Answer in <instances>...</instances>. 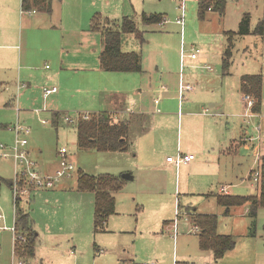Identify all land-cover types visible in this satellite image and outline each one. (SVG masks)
<instances>
[{
	"label": "rangeland",
	"instance_id": "374dc122",
	"mask_svg": "<svg viewBox=\"0 0 264 264\" xmlns=\"http://www.w3.org/2000/svg\"><path fill=\"white\" fill-rule=\"evenodd\" d=\"M60 1H53L51 15L45 10H38L30 15L21 10L20 2V15L14 18V25L19 20L14 36L17 37V28H21L19 36L23 39V62H45L43 65L35 64L36 69L42 72L53 67L52 62L59 58V54L65 53L69 62H75L74 57L79 53L85 56L89 54L87 61H91L93 53L88 50H96V54L100 55L104 49L100 32L93 31L92 35L88 32L93 18L100 15V27L111 26V22L104 18L119 25L124 17L134 18L138 32L123 35L122 48L125 52H137L141 55L143 71L133 75L136 79L124 85L153 88L144 92V103L150 107L155 99L160 101L162 98L157 93L161 91L162 84L171 87L174 85V81L173 85L170 83L172 79L178 81L182 73L187 76L190 71L189 62L201 64L187 57L192 54L193 46L201 50L200 56L208 59V68L201 64V68L195 71V77L202 84L205 82L206 90L218 89V83H208L207 79L222 74V62L228 48H231L232 53L229 71L231 78L254 74L262 75L264 79V37L237 35L246 14L251 16L252 28L264 18V0H228L224 15L209 11L204 19L199 17L197 0H185V10L180 7L183 0H67L65 8L63 6L66 0ZM2 2L11 4L16 10L17 0ZM76 11L85 15L77 16ZM87 13H91L90 18L89 15L88 18L85 17ZM143 14H159L164 22L145 24ZM183 16L185 24L179 25L178 20ZM61 20L67 23V30L63 27L65 25L60 26ZM52 25L60 26L56 36L60 37L61 42L64 39L67 47L57 44L55 35L51 37L49 27ZM32 43L36 47H32ZM28 44L30 46L27 47ZM38 76L40 80L42 77ZM162 78L165 81H161ZM5 90L6 87H0V144L11 146L15 138L12 128L19 121L23 122L31 130L28 149L33 155L38 154L35 159L39 163L41 174L56 170L60 163L58 153L63 148H66L67 158L75 166V171L73 177L61 180L54 190L41 189L30 193V197L21 196L20 208L29 213L33 229L38 234L35 255L31 259L14 255L15 234L12 228L17 210L14 188L11 189L6 183L1 184L0 264H120L123 261L130 264L132 260L138 264H174L177 259L192 264L203 252L199 236L188 221L187 213H192L187 210L189 207L197 208L200 212L212 211L218 217V234L233 235L240 247L247 242V237H251L250 233L254 235L256 232L257 235L254 242H248L251 246L264 240V208L259 210L253 226L247 211L248 205L233 208V215L227 217L215 200L209 201L199 194L183 195L175 177L171 175L172 170L166 164L163 166L167 157L178 155L173 123L167 131L155 126L160 125L159 115L151 113L148 115L150 117L135 116L136 119L130 124L128 151L82 150L77 145V124L65 122L63 116L58 123L52 121L48 110L53 109L50 107L53 103L44 99L45 92L42 93L43 101L36 104L40 108L31 107L28 108L29 111L19 112L17 108L6 107L9 98ZM170 92L173 93V89ZM167 109L175 110V102H170ZM39 111L41 113L37 114ZM61 111L76 120L74 112L65 109ZM253 116L249 115L245 126L256 145L264 144V86L262 113L258 118ZM168 117L172 120V117ZM43 120L48 121V124H43ZM162 138H167L166 144H162ZM238 156L243 167L238 173L236 171L239 179H233L236 187L232 191L236 196H250L252 190L241 185V176H246L250 167L258 170L259 164L250 149L244 148ZM79 172L91 176L109 174L117 178H123L124 174L132 172L137 176L132 181L125 180L122 189L114 194L116 212L98 229L95 227L94 205L89 197L94 196L93 193L77 191ZM0 177L7 181L14 180L15 184L16 169L13 160L0 158ZM179 205L181 209L178 218ZM174 220L181 222L177 235L170 226ZM165 222H170V225H164ZM47 227L53 233H63L65 237L56 241L47 239ZM70 250L75 251L76 257L68 258ZM63 254L65 258H62ZM201 258L203 264L209 261L216 264L213 255H209L208 260Z\"/></svg>",
	"mask_w": 264,
	"mask_h": 264
},
{
	"label": "crops",
	"instance_id": "0c3cea01",
	"mask_svg": "<svg viewBox=\"0 0 264 264\" xmlns=\"http://www.w3.org/2000/svg\"><path fill=\"white\" fill-rule=\"evenodd\" d=\"M2 1L3 0H0L2 5L0 6V87H6L5 92H7V98H9L6 107L17 108L19 112L29 111L30 109L28 108H37L38 106L36 104L43 101L42 93H44V88H57V92L52 93L49 96L44 95L45 100H51V103H53V105H51L49 102L50 107L53 109L48 110V112L51 113L52 121L54 122L55 114H63L62 116L65 122L77 123L80 116L86 117L93 113L108 112L114 116L116 121H127L130 124L132 121L134 122L135 116L150 117L148 115L151 113L159 115L158 118H160V125L156 124L155 126L162 127L168 131L173 123L177 137L178 155L175 157H167V161L163 163V166L166 164L167 168L172 170L171 175L175 177V180L178 183L177 186L183 195L190 196L199 194L209 201L215 200L218 206L220 205L217 202V195H234L233 191L236 187V182L233 181V179H239L236 171L238 173L243 167V163L239 162L241 158L238 155L244 148L251 150L260 165V159L264 156V144H255L252 134H250L245 123L250 114L254 115L253 117L258 118L261 115L262 110L260 114H254L251 112V109L248 108V105L244 100L245 94L241 90V82L246 75H240L239 78H231V73H229L230 69L225 73L222 62V74L214 75L215 77L210 76V78L207 79L208 83H218V89L206 90L204 89L205 82L202 84V81L195 77V71L201 68V64L206 65L207 68L209 67L208 59L200 56V59L196 60L201 64L189 62L188 65L190 66V71L187 76H184V73H182L181 78H179L178 81L172 79L170 83L173 85L174 81V85L171 87L168 86V84H166V86L162 84L161 91L157 92L158 94L160 93L162 98L160 101L155 99V103H152V107H150L145 104L144 92H148L149 89L153 88L146 87V89L137 86H135L136 88H133L134 86H125L124 83L136 79L133 78L135 73L105 72L100 67V55L96 54V50H88L93 53L91 61H87L89 54L85 56L83 53H79L74 57L76 58L74 60L75 62H69L67 60L68 56L65 53L59 54V58H55L54 62H52L53 67L46 72H42L35 67V64L43 65L45 62H23V39L19 36L21 28H17V37L14 36V30H16V26L19 23L18 20L17 24L14 25V18L19 17L20 15V2L22 0H17L16 10H14V7L11 4ZM66 5L67 0L65 1L63 8H65ZM53 6L54 5H52V12ZM75 15L83 16L85 13L76 11ZM88 15L90 18L91 13H87L85 17L88 18ZM75 19L79 20L77 18ZM33 23L34 26H36L34 21ZM60 24V26L65 25L63 27L67 30V23L64 22V20H61ZM91 24L92 23H90L88 31L90 35H92L93 32V30H91ZM60 26L52 25L49 27V31L52 33V38L55 35V42L57 44L62 47H67L65 40L62 38L63 42H61L60 37L56 36L59 31L57 28H60ZM75 28L77 29V27ZM28 34H30L29 30ZM28 46L30 45L28 44L27 47ZM31 46L36 47L34 43H32ZM193 49L194 46L192 47V50ZM187 57L188 59H191L190 55ZM48 66L49 65H47V67ZM38 74L42 78L45 77V80H42V78L39 80ZM161 81L165 80L162 78ZM186 82H188V84ZM131 88H133V91L129 94ZM171 89H173V93L170 92ZM157 91H159V89ZM168 92H170V94H168ZM14 96L15 98H13ZM170 102H175V110L167 109ZM62 109L74 112L76 114V120L71 119L70 115L62 112ZM44 111L46 112V110ZM40 113L41 111L37 114ZM168 115L172 117V120L169 119ZM17 124L29 126L20 121ZM43 124H48V121L43 120ZM3 127L7 128L8 126ZM76 139H78V135ZM166 139L167 138H162V144H166ZM12 144H14V142L11 143V145ZM28 151L29 157L37 163L38 168L39 163L36 160L38 154L33 155V152L30 151V149H28ZM60 152L58 153L59 161L61 157ZM181 155H193L194 159L188 164L180 165L168 161V158H178ZM68 161L72 163L70 160ZM145 165L147 166V164ZM59 168L60 163L53 173L45 171L46 173L42 175H53L59 170ZM257 171L258 170L250 167L248 171L249 173L246 176H241V185L248 186L249 190H252L250 196L257 193L258 182H255L254 180V174L257 173ZM129 175L132 178L126 181H132L137 177L132 172L129 173ZM59 184L50 190L56 189ZM223 189L225 191H223ZM38 190L41 189L32 188L30 193L33 194ZM28 196L30 197V194ZM89 197L94 205L95 195H89ZM220 207L222 208L224 216L229 217L233 215V209H231L229 214H226V209L222 206ZM180 209L179 205L177 211L178 218L180 216ZM187 210H191L193 214L215 215L212 211L200 212L197 208L190 209L189 207ZM247 211L249 213V206ZM187 214L189 215L191 213L188 211ZM188 221H190L189 218ZM172 222L171 225L170 222H165L164 225L167 224L172 226L177 235L181 222L178 220ZM193 230L195 231L194 226ZM46 234V238L51 241H56L61 237H65L61 232L53 233L49 227H47ZM196 235L198 234L196 233ZM250 236L251 237H247V242H244L243 246L240 247L237 243V247L226 253L222 259L216 260L214 257L216 264H264V240L261 239L258 243L254 244L255 246H251L248 242L255 241L257 237L256 232L254 235L253 233H250ZM202 252V256L204 257L201 256L202 258H197V261L192 264H203L200 258L208 260L209 255L214 256L212 252ZM68 254V258L76 257L74 250L68 251ZM62 258H65V254L62 255ZM125 262L126 261H123L120 264H125ZM175 263L189 264L186 260L179 261L178 259ZM130 264L138 263L132 260ZM205 264L213 263L209 261Z\"/></svg>",
	"mask_w": 264,
	"mask_h": 264
},
{
	"label": "trees",
	"instance_id": "16d2710c",
	"mask_svg": "<svg viewBox=\"0 0 264 264\" xmlns=\"http://www.w3.org/2000/svg\"><path fill=\"white\" fill-rule=\"evenodd\" d=\"M54 0H22L21 7L24 12H35L45 10L47 14L52 13ZM199 4V17L205 18L206 12L216 11L221 15L225 14L228 0H197ZM100 15L93 18L91 30L99 31L104 41V49L100 54V67L109 73H142V57L137 52H125L122 49L123 35L136 34L137 24L133 17H124L119 25L111 22V26L100 27ZM145 24H161L164 19L159 14L142 16ZM235 34V33H234ZM230 35H232L230 33ZM237 35L242 37L256 35L264 37V18L260 19L256 26H251V16L246 14L240 23ZM231 48H228L223 58V69L227 73L232 62ZM241 90L254 100L251 112L260 114L263 103V77L262 75H246L241 82ZM55 123L61 119V114H55ZM77 145L82 150H97L99 152H125L128 151L130 140V123L127 121H116L114 116L108 112L93 113L89 116H80L77 121ZM259 181L257 193L252 196H236L228 194L217 195V202L224 207L226 214L231 209L243 205L249 206V215L252 225L256 223L258 212L264 208V156L260 159ZM6 183L14 186V180L7 181L0 177L1 184ZM125 180L109 174L91 176L79 172L77 177V189L80 192H91L95 195L94 220L95 227H102V224L116 212V200L114 194L122 189ZM26 182H21L25 187ZM20 199L16 200V219L14 234L16 236L14 255L23 259H31L35 255L36 234L33 229V221L29 213L20 208ZM189 220L194 228H198L199 245L202 251L212 252L216 260L222 259L226 253L236 247V239L232 236L218 234V217L215 215L189 214ZM21 237V239H20Z\"/></svg>",
	"mask_w": 264,
	"mask_h": 264
},
{
	"label": "built area",
	"instance_id": "2783aa9c",
	"mask_svg": "<svg viewBox=\"0 0 264 264\" xmlns=\"http://www.w3.org/2000/svg\"><path fill=\"white\" fill-rule=\"evenodd\" d=\"M180 7L185 10V0H183V4ZM31 13L33 12H29V14ZM178 24L184 25L183 17L178 20ZM200 54L201 51L199 49L194 48L190 57L192 60H196L199 59ZM44 92L45 96H49L50 94L57 92V88L45 89ZM244 100L247 103L248 108L252 109V107L254 106L253 98L249 95H244ZM13 131L15 133L14 144H12L11 146L0 144V158L5 160L11 159L15 164L16 178L13 188L16 200L20 199L21 196H28L32 188L50 190L55 188V186L59 184L61 180L65 178H71L73 176L75 166L68 161L66 149H62L60 152L61 157L59 170L53 175H42L38 171L37 163L29 157L28 136H30L31 130L22 124H16L13 128ZM193 159V155H181L178 158H168V161L176 165H180L188 164L193 161ZM23 179L26 182L25 187H21V182L23 181ZM254 180L255 182L259 181V173L254 174ZM223 191L225 190L223 189ZM194 229L196 233L199 232L198 228ZM14 241H16V236L14 237ZM19 264L24 263L19 262Z\"/></svg>",
	"mask_w": 264,
	"mask_h": 264
},
{
	"label": "water",
	"instance_id": "95a60500",
	"mask_svg": "<svg viewBox=\"0 0 264 264\" xmlns=\"http://www.w3.org/2000/svg\"><path fill=\"white\" fill-rule=\"evenodd\" d=\"M132 177L129 175V174H125V175H123V179L124 180H129V179H131Z\"/></svg>",
	"mask_w": 264,
	"mask_h": 264
}]
</instances>
